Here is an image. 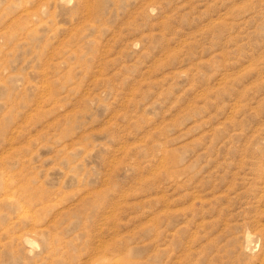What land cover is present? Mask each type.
Returning a JSON list of instances; mask_svg holds the SVG:
<instances>
[{"label": "rangeland", "instance_id": "obj_1", "mask_svg": "<svg viewBox=\"0 0 264 264\" xmlns=\"http://www.w3.org/2000/svg\"><path fill=\"white\" fill-rule=\"evenodd\" d=\"M0 264H264V0H0Z\"/></svg>", "mask_w": 264, "mask_h": 264}]
</instances>
